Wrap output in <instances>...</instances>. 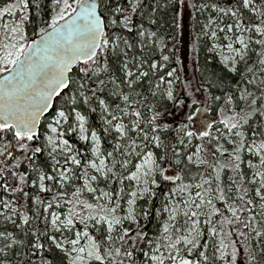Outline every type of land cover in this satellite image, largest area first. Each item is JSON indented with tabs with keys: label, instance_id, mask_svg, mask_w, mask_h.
Returning a JSON list of instances; mask_svg holds the SVG:
<instances>
[{
	"label": "snow or ice",
	"instance_id": "obj_1",
	"mask_svg": "<svg viewBox=\"0 0 264 264\" xmlns=\"http://www.w3.org/2000/svg\"><path fill=\"white\" fill-rule=\"evenodd\" d=\"M32 6V0H0V141H6L0 151V264H13V258L15 264H53V255L59 264H236L241 239L247 264L255 259L254 245L264 255V123H252L254 117L264 121V0L200 5V11L217 13L203 25L209 50L240 79L223 97L219 123L225 131L216 128L213 135L211 123L198 132L182 125L176 143L162 139L168 125L159 123V112L149 108L153 114L145 118L140 110L147 104L139 90L145 81L152 97L177 99L176 70H166L170 56L159 63L147 55L159 45L157 33L142 24L138 54L118 31H132L140 0L126 6L118 0H50V19L42 21L39 39L28 42ZM224 17L233 22L221 26ZM253 54L257 60L250 64ZM106 90L111 103L100 98ZM93 101L102 110L104 135L112 137L111 150H102L101 136L86 126L83 111L95 112ZM74 135L90 139L91 158L69 142ZM194 138L206 143L192 151ZM40 156L44 166L37 164ZM226 168L234 173L227 188L221 180ZM161 181L171 187L150 236L140 221L151 212L138 209V202H150ZM28 188L37 194L25 209L20 202ZM201 224L212 238L211 257Z\"/></svg>",
	"mask_w": 264,
	"mask_h": 264
},
{
	"label": "trees",
	"instance_id": "obj_2",
	"mask_svg": "<svg viewBox=\"0 0 264 264\" xmlns=\"http://www.w3.org/2000/svg\"><path fill=\"white\" fill-rule=\"evenodd\" d=\"M118 2L127 5V0H118ZM190 2L194 3L196 5V8H192L190 6ZM234 2V0H188V4L190 6V27H189V33L190 38L192 40V58H193V64H194V74L197 79L198 84H200L203 89L206 92L207 97V111L209 115V119L204 123L205 125L208 123H211L213 125L212 129L210 131L213 135H216V128H220L221 131H225L224 126L219 123L221 119L220 114V108L226 107L223 104V97L226 93L230 91H234V85L235 82L240 79V77L234 73L228 72L227 68L224 66L223 63H221L220 56L218 52L216 51H210L212 40L209 36H206L203 32V25L207 22L209 16H212L213 18L217 17V13H214L211 8L205 9L203 11L199 10V7L201 4H219L223 7L231 6V4ZM39 4L40 8H36L35 4ZM141 7L138 9L137 13L133 15V24L131 25L132 31L129 32L125 29L118 30L120 31L121 35L129 40V42L136 45V53H139V41L140 37L138 36V31L140 30V25H143V29L150 32H156V44L159 45V47H156L153 45V50L147 55L151 58L156 60L159 63H164L161 60L162 55H169L170 61L166 65V70L171 71L172 69H175V74L171 78L173 80L172 88L174 95L177 97L178 91H179V64L177 62V50L178 45L180 41V3L179 0H140ZM33 6L29 10V16L30 19L25 25V35L29 38L28 42H31V40L38 37L37 33L40 30V27H42V21L50 19V0H32ZM249 19L248 15H245L244 20L247 22ZM155 21V23H151V21ZM219 22V21H218ZM231 17H224L223 18V24L226 23H232ZM179 25L177 27L176 25ZM215 27V25L213 26ZM258 50V49H257ZM257 60V57L253 54L251 56L250 64H254ZM79 65H77L73 72L70 74L72 78L75 80L77 79V70ZM178 77V79H177ZM257 77H259V72H257ZM156 81L153 80L151 87L154 88ZM167 85L163 84L161 86V91H163L164 88H166ZM150 85L148 81H145L142 85L140 91L143 92L144 96L147 97V104L142 105L140 110L143 112V115L145 118H149L152 116L153 112L149 111V108H154L156 112H159L161 115L158 117V119L162 118L164 115H168L173 107L174 102L176 101H168L167 99L162 98L160 95H157L156 97H152L150 94ZM126 90V89H125ZM257 95L259 93L257 92ZM215 96H221L222 99L220 101H215ZM100 98H107L109 100V103H111V98L108 97L107 90L105 93H103ZM57 104L59 103L58 100H54ZM93 106L96 107L95 112H90L87 109H84L83 114L86 116L87 120V127L89 128V131L95 130L97 131L98 135L101 136V148L102 150H111L109 141L112 139L111 136H105L103 133V122H102V110L96 105V102L93 101ZM192 114V110L188 111L187 117ZM253 125L264 123V121L254 117L252 120ZM167 123H161V125H164ZM168 130L161 132L160 135L162 139L166 143H176L178 132L177 130L181 128L182 125H187L184 118L178 119L174 123H168ZM187 130H191L195 132L194 130L187 128ZM207 130V129H204ZM41 139L43 138V132L44 129L41 127ZM182 134V133H181ZM9 135V139H10ZM67 138V137H66ZM5 143L6 141H2ZM69 142L73 145L75 149H78L82 154L87 153L88 157L91 158L90 154V147L91 142L90 140L88 142H82L79 141L76 136L69 138ZM223 143V141H221ZM199 143H206L205 141H201L198 139H193L192 141V151L194 150V145ZM214 144L209 146V151L214 149ZM227 146V145H226ZM158 155H163V152L161 150H157ZM20 155V153H19ZM169 155H171L169 153ZM209 159H212L211 156L208 157ZM218 160H220L221 163H226L225 158L219 157V154H217L216 157ZM13 161H10V163ZM47 163L45 156H40L37 159V164L44 166ZM167 167V164L164 165ZM27 168V162H24L21 166V171H24ZM246 168V166H245ZM205 169L204 167H201L199 171L203 172ZM192 171L196 172L197 169L192 166ZM234 173L229 171L227 168L223 170L221 173V180L222 184L225 188H227L229 184V177L233 176ZM127 183V182H126ZM171 187L170 184L160 182V187L158 189H155L156 195L152 197L151 201L149 202L147 199L143 201L138 202V209L139 208H148L151 212V215L147 221L141 219L140 223L141 226L149 233L151 236L156 231V226L159 223L155 216L156 209L162 208L164 203V193L169 190ZM29 196L25 197L23 200H21L20 203H22L25 207V209H28L31 206V197L35 194H37L36 189H27ZM42 197L50 196V194H40ZM218 207H221L219 203H217ZM32 215L31 212L26 211V217L30 218ZM18 219V218H17ZM203 219V218H202ZM218 219V218H215ZM23 225V221H19ZM33 225H36V222L33 221ZM41 228H43V224L41 223L39 225ZM3 225L0 224V229H2ZM202 228H205L203 224H201ZM9 228H11V225H9ZM23 234L21 233V237ZM204 240H209L210 247L208 249V255L211 257L212 255V247H211V239L207 236L206 228H205V236L203 238ZM232 239H236L235 236L232 237ZM218 240V238H217ZM203 243V241H202ZM237 244L239 245V249L241 253L243 254V262L242 264H247V259L245 254L243 253L241 245L244 244V241L238 240ZM201 250L202 247H201ZM253 250L255 253V259L251 261V264H264V255L261 254V250L259 245H254ZM23 249H21V253L23 254ZM231 251L230 249L228 250ZM195 259V256L193 257ZM13 264H15V258H13ZM38 264V262H37ZM53 264H59V258L53 255Z\"/></svg>",
	"mask_w": 264,
	"mask_h": 264
},
{
	"label": "rangeland",
	"instance_id": "obj_3",
	"mask_svg": "<svg viewBox=\"0 0 264 264\" xmlns=\"http://www.w3.org/2000/svg\"><path fill=\"white\" fill-rule=\"evenodd\" d=\"M190 27V6L188 0H184L183 6L180 4V41L177 50L179 59V91L174 107L168 115L162 116L159 123H174L178 119L185 120L188 128L198 132L205 129V122L209 119L207 111V97L203 87L198 84L194 74V64L192 58V40L189 33ZM220 56V55H219ZM221 60V57H220ZM200 89L197 91V89ZM183 100V105L177 107L179 101ZM192 110L191 121L188 120L187 113ZM230 114V113H228ZM221 117V116H220ZM222 118V117H221ZM43 139V138H42ZM90 140V139H89ZM91 142V141H90ZM195 150V149H194ZM193 150V151H194ZM0 151H3V142L0 141ZM15 153V148L12 149ZM19 157V153H15ZM4 157H0V160ZM194 166V165H193ZM195 167V166H194ZM202 219V218H201ZM238 248L239 245L237 244ZM243 254L238 252L236 264H242Z\"/></svg>",
	"mask_w": 264,
	"mask_h": 264
},
{
	"label": "water",
	"instance_id": "obj_4",
	"mask_svg": "<svg viewBox=\"0 0 264 264\" xmlns=\"http://www.w3.org/2000/svg\"><path fill=\"white\" fill-rule=\"evenodd\" d=\"M35 39H39V36L37 37V38H35ZM77 65H74L73 66V69L76 67ZM71 74V73H70ZM54 100H55V98H54Z\"/></svg>",
	"mask_w": 264,
	"mask_h": 264
}]
</instances>
